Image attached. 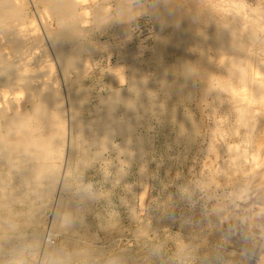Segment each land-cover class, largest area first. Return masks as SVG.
Returning <instances> with one entry per match:
<instances>
[{
  "label": "rangeland",
  "instance_id": "rangeland-1",
  "mask_svg": "<svg viewBox=\"0 0 264 264\" xmlns=\"http://www.w3.org/2000/svg\"><path fill=\"white\" fill-rule=\"evenodd\" d=\"M11 1L19 7L18 26L25 32L27 46L32 48V61L42 59V50L52 58L57 83L62 85L64 138L49 195L31 202L28 195L27 198L21 195L17 198L19 201H13L10 207L12 222L0 234H3L0 236V264H252L256 261L253 237L247 242L244 231L239 230L241 222L238 228L233 226L239 217L216 214V206L221 212L225 210V214L236 213V209L237 213L243 212L241 203L229 199V186L214 189L202 181L207 172L203 149L214 119L209 107L212 97L205 93L202 78V60L208 54L202 53L197 47L200 45H196L197 50L192 51V56L188 54V49L185 51L188 40L183 36L174 38L176 23H164L161 11L174 5L177 9L172 8L171 12L178 10L177 14L184 15L191 0H69L75 9L74 15L63 18L68 30L61 29L62 21L54 11L52 0ZM61 7L65 8L66 4ZM71 32L77 36L75 45L69 41ZM79 43L82 47L78 55L80 63L71 65L68 58L63 59L64 51L77 49ZM157 49L162 53L156 52ZM186 56L197 66L193 65L192 70L197 69V72L193 70L192 76L185 72ZM160 58L166 65L169 63L168 68L174 67L175 78L169 85H173L175 91L171 86L168 92L159 91L156 103L160 101L164 108L154 109L155 112L143 116L142 122L135 126V135L145 139V143L149 141L143 159L127 156L113 150L114 147L86 145L83 153L75 150L79 141L77 118L94 116L102 99L109 96L117 81L116 71L124 75L116 85L128 88L131 79L129 59L136 69L142 70L151 68ZM9 76V82L4 85V77L0 75V87L3 86L0 89L6 95L12 93L13 85L18 82ZM188 77H193L191 83ZM179 82L186 88L191 84L190 91L185 87L183 91L180 86L182 91L178 92ZM75 105L78 106L76 109ZM170 112L186 118V127L179 139ZM120 140V136L114 137L113 144ZM7 195L3 194L4 197Z\"/></svg>",
  "mask_w": 264,
  "mask_h": 264
},
{
  "label": "bare ground",
  "instance_id": "bare-ground-1",
  "mask_svg": "<svg viewBox=\"0 0 264 264\" xmlns=\"http://www.w3.org/2000/svg\"><path fill=\"white\" fill-rule=\"evenodd\" d=\"M154 1L158 2L159 0ZM12 3L11 0H0V75L4 77L2 82L4 85L9 82V75L18 81L13 85L11 94L6 95L5 91L0 89V234L2 229L12 222L11 215L13 217V214L10 212V207L13 201L21 195H28L30 202L35 198L42 200L46 194L49 195L55 181L56 160L61 155L64 138L62 123L64 105L60 93L62 85L59 86L57 83L52 58L42 50V59L32 61V48L29 49L27 46L25 32L18 26L19 7ZM51 3L55 13L61 18V29L68 30L63 18L74 15L75 8L71 5V1L52 0ZM61 4L62 6L66 4V7L62 8ZM158 4L156 5L159 6ZM188 4L185 7L184 15L183 13L177 14L178 10L171 12L174 5L171 6V9L167 5L168 9L166 10L165 7V10L161 11L164 13L162 16L164 23H176L175 31L173 30L176 32L174 38L183 36L185 40H188L187 43L185 42V51L188 49V54L190 53L192 56L194 54L192 51L197 50V47L201 48L202 53L208 54L207 56L203 54L205 57L202 60L204 71L202 78L205 93L212 97H210L212 101L209 107L214 119L209 128L208 141L203 149L204 168L207 172L202 181L209 186H214V189L230 187L231 191L227 196L230 197V200H238L244 211L237 213L236 209V213L225 214V210L221 212L216 204V214L221 217L225 215H228L226 217L229 218L239 217V221L234 220V228H238L237 226L241 222L239 230L244 231L243 236L246 237V240L252 236V242L256 244L257 258L256 261L252 260L254 261L252 264H264V0H191ZM21 13L23 12L21 11ZM94 14L96 13L94 12ZM68 36L69 41L74 44L77 37L75 33L71 32ZM170 39L172 41V36ZM80 45L79 43L78 46ZM196 45L200 46L196 47ZM80 48L82 47L77 49L75 47L68 52L65 49L63 59L67 60L68 58L71 65L77 66L80 63L78 57ZM173 48L175 50V47ZM159 51L160 49H157L156 52L159 53ZM197 52L200 57V50ZM190 59H186L187 64L184 59L186 65L182 63L186 67L182 69H186L187 76L197 72V69L194 68L193 70L196 71L193 72L192 67L195 65ZM165 60L167 61V59ZM167 65L160 58L151 68L141 70L136 69L134 62L129 59L128 67L131 79L128 77L130 79L128 88L116 85L117 81L122 80V76H124L123 73L121 75L116 71L115 79L117 81L112 85L109 96L102 99L94 116L86 119L77 118L79 141L74 146L75 150L83 153L86 150V145L96 148L110 147L113 149L114 147L113 150L142 160L145 151H148L146 147H149L147 145L149 141L147 140L145 143V139L142 140L135 135V126L143 116L152 113V111L155 112L154 109L162 110L164 108L163 104L159 103L160 101L156 103L159 91L165 93L170 90L169 86L175 91L173 85H169L175 78L174 65H171L173 69L168 68ZM199 66L201 67L200 64ZM190 78L188 77L189 82ZM184 84L177 86L178 92L184 91L186 88V84ZM180 86H182V90H180ZM190 86L186 89L189 90ZM188 90L185 91L188 92ZM175 100L178 101V99ZM76 107L78 106L75 105V109ZM175 112H170L169 116L174 119L178 128V138L184 133L186 118L182 117L183 115L177 116ZM116 136H120L121 140L115 145L113 140ZM209 186L208 188H210ZM4 193H8L7 197L3 196ZM236 206L240 208L238 203ZM2 235L0 236L2 237ZM246 249L248 250V247Z\"/></svg>",
  "mask_w": 264,
  "mask_h": 264
}]
</instances>
